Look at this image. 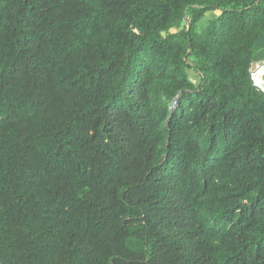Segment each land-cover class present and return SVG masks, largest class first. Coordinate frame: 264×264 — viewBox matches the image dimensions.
Here are the masks:
<instances>
[{"label": "trees", "instance_id": "obj_1", "mask_svg": "<svg viewBox=\"0 0 264 264\" xmlns=\"http://www.w3.org/2000/svg\"><path fill=\"white\" fill-rule=\"evenodd\" d=\"M263 62L264 0H0V264H264Z\"/></svg>", "mask_w": 264, "mask_h": 264}, {"label": "built area", "instance_id": "obj_2", "mask_svg": "<svg viewBox=\"0 0 264 264\" xmlns=\"http://www.w3.org/2000/svg\"><path fill=\"white\" fill-rule=\"evenodd\" d=\"M262 70V65H258V69L253 71L251 76H252V79H253V82L255 85H260L261 87L264 88V80H263V77H262V80L259 79V73L261 72Z\"/></svg>", "mask_w": 264, "mask_h": 264}, {"label": "water", "instance_id": "obj_3", "mask_svg": "<svg viewBox=\"0 0 264 264\" xmlns=\"http://www.w3.org/2000/svg\"><path fill=\"white\" fill-rule=\"evenodd\" d=\"M262 71H263V73H262ZM263 75H264V62L262 63V70H261V72L259 73V76H260V77H263ZM256 86L258 87L259 90H261L262 92H264V88H263V87H261L260 85H256ZM178 100H179V96L176 97L174 103H177ZM173 109H174V105H173V107H172V110H173ZM167 126L169 127V124H167Z\"/></svg>", "mask_w": 264, "mask_h": 264}, {"label": "rangeland", "instance_id": "obj_4", "mask_svg": "<svg viewBox=\"0 0 264 264\" xmlns=\"http://www.w3.org/2000/svg\"><path fill=\"white\" fill-rule=\"evenodd\" d=\"M210 16H212V13H208V16H207L204 20H202V21L200 22V26L205 25V24L207 23V21H208V19H209ZM258 65H259V64H258ZM258 65L255 66V68H254L253 71H255V70L258 69ZM261 78H262V77H259L260 80H261Z\"/></svg>", "mask_w": 264, "mask_h": 264}, {"label": "bare ground", "instance_id": "obj_5", "mask_svg": "<svg viewBox=\"0 0 264 264\" xmlns=\"http://www.w3.org/2000/svg\"><path fill=\"white\" fill-rule=\"evenodd\" d=\"M262 73H263V71H262ZM261 80H262V78H261Z\"/></svg>", "mask_w": 264, "mask_h": 264}]
</instances>
